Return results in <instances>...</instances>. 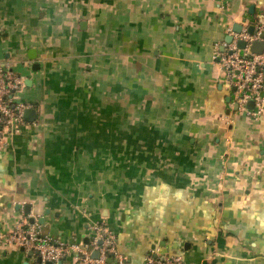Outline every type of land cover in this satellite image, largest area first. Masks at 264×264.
<instances>
[{
	"label": "crops",
	"instance_id": "crops-1",
	"mask_svg": "<svg viewBox=\"0 0 264 264\" xmlns=\"http://www.w3.org/2000/svg\"><path fill=\"white\" fill-rule=\"evenodd\" d=\"M244 25L264 0H0V74L34 112L0 148V234L103 225L125 264H264V112L217 58ZM0 264L40 263L0 244Z\"/></svg>",
	"mask_w": 264,
	"mask_h": 264
},
{
	"label": "built area",
	"instance_id": "built-area-1",
	"mask_svg": "<svg viewBox=\"0 0 264 264\" xmlns=\"http://www.w3.org/2000/svg\"><path fill=\"white\" fill-rule=\"evenodd\" d=\"M231 42L223 44V51L217 54L219 65L232 80L238 101L244 104L252 101L253 116L258 117L264 112V48L261 54L250 51L256 43L264 45V27L255 26L251 31L244 25L239 33L229 31ZM244 43L243 49L237 44ZM22 86L19 78L9 71L0 74V148L3 140L14 133L23 124V114L27 108L23 104H12L9 98ZM94 236L89 245L72 244L66 246L53 243L43 236L39 229L20 221L14 229L0 234V244L4 247H15L25 252H32L41 259V263L58 264L67 257H73L75 264H125L115 245L113 233L103 225L92 228ZM97 252L98 257L92 254ZM143 264H186L180 257H161L150 253Z\"/></svg>",
	"mask_w": 264,
	"mask_h": 264
},
{
	"label": "water",
	"instance_id": "water-1",
	"mask_svg": "<svg viewBox=\"0 0 264 264\" xmlns=\"http://www.w3.org/2000/svg\"><path fill=\"white\" fill-rule=\"evenodd\" d=\"M237 31H238V30H237ZM237 33H238V32H237ZM227 41L230 42V39H228ZM244 46H245V45H244V43H242V42H239V43L237 44L238 49H243ZM263 48H264V45H263L262 43L256 42V43H254V44L250 47V51H251L252 53H255V54H261L262 51H263ZM221 50L223 51V49H221ZM9 98L11 99L12 96H10ZM33 114H34V112H33L32 110H26V111L24 112V118H25L26 116H30V117H32ZM21 250H22V249H21ZM22 251H23V250H22ZM29 254H30V255H33L32 252H29ZM92 257H93V258H97V257H98L97 252H94V253L92 254ZM38 262L41 264V259H40L39 257H38ZM62 262H63V260L60 261L58 264H62ZM45 264H51V263L47 262V263H45Z\"/></svg>",
	"mask_w": 264,
	"mask_h": 264
}]
</instances>
